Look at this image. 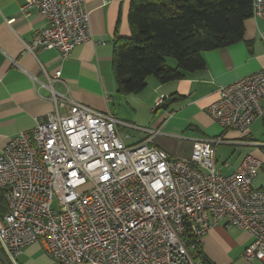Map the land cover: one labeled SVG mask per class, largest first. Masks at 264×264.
Wrapping results in <instances>:
<instances>
[{
	"label": "built area",
	"instance_id": "built-area-1",
	"mask_svg": "<svg viewBox=\"0 0 264 264\" xmlns=\"http://www.w3.org/2000/svg\"><path fill=\"white\" fill-rule=\"evenodd\" d=\"M22 11L48 23L23 40L26 52L54 50L68 58L92 37L86 0H26ZM252 17L264 18V0H252ZM60 77L48 76L49 87ZM51 99L56 112L0 152L8 207L0 247L12 264L35 243L60 264H203L199 247L223 222L251 235L248 261L264 262V189L253 188L261 161L248 156L224 176L216 165L222 137L201 140L180 158L156 146L160 129L120 121L54 91ZM165 100L158 98L156 108ZM208 112L223 132L246 134L256 119L264 121V69L222 87ZM120 127L146 137L128 144Z\"/></svg>",
	"mask_w": 264,
	"mask_h": 264
},
{
	"label": "crops",
	"instance_id": "crops-1",
	"mask_svg": "<svg viewBox=\"0 0 264 264\" xmlns=\"http://www.w3.org/2000/svg\"><path fill=\"white\" fill-rule=\"evenodd\" d=\"M25 3L0 0V152L13 138L31 132L40 119L56 112L51 99L54 91L120 121L160 129L155 144L172 156L189 158L201 140L222 137L226 143L216 150L221 174H233L251 156L262 162L253 188L264 189V121L256 119L246 134L223 132L208 112L222 87L264 69V18L247 19L244 37L238 43L205 53V70L185 72L183 79L165 84L149 77L142 92L122 95L114 74L113 53L117 44L132 35V0H86L92 37L68 58L54 50L25 51L23 40L48 25L36 11L26 16L22 11ZM171 67L176 68L177 63ZM57 72H61L60 81L50 88L48 76ZM162 96L167 98L161 106L166 113H158L161 108L153 109ZM142 110L156 116L146 117ZM139 133L126 142L145 139L146 133ZM252 241L249 233L223 222L203 239L201 252L208 264H264L246 259L245 251ZM38 245L27 246L25 252L37 251Z\"/></svg>",
	"mask_w": 264,
	"mask_h": 264
},
{
	"label": "trees",
	"instance_id": "trees-1",
	"mask_svg": "<svg viewBox=\"0 0 264 264\" xmlns=\"http://www.w3.org/2000/svg\"><path fill=\"white\" fill-rule=\"evenodd\" d=\"M251 17L252 0H132V35L113 53L118 92L140 93L149 77L165 84L183 79L185 72L205 70L203 55L241 41ZM168 59L177 67H170ZM7 211L0 190V217ZM201 248L196 258L208 264Z\"/></svg>",
	"mask_w": 264,
	"mask_h": 264
},
{
	"label": "rangeland",
	"instance_id": "rangeland-1",
	"mask_svg": "<svg viewBox=\"0 0 264 264\" xmlns=\"http://www.w3.org/2000/svg\"><path fill=\"white\" fill-rule=\"evenodd\" d=\"M168 65L171 67V66H174L176 65V61L174 59H168ZM156 106L153 108L155 109ZM160 112H163V113H166L162 108L159 110L158 113ZM142 115L148 117L149 114H150V111L149 110H142L141 111ZM156 116V113L153 112L152 114H150V116ZM136 124H138L139 122H134ZM133 123V124H134ZM219 125V124H218ZM220 126V125H219ZM221 128V131L223 130V128L220 126ZM224 131V130H223ZM140 130H134V129H124L123 131H121V137L127 141L125 139V135H130L131 137L135 134L137 135H140L141 133ZM39 244V243H38ZM38 250H32V251H28V252H25V249H23V252H22V255L19 257V259H17V263L18 264H53L52 262H54V264H58L57 261L51 259L45 252L44 250L42 249L41 245L39 244L38 245ZM51 261V262H50ZM257 262V261H256ZM60 264V263H59Z\"/></svg>",
	"mask_w": 264,
	"mask_h": 264
},
{
	"label": "water",
	"instance_id": "water-1",
	"mask_svg": "<svg viewBox=\"0 0 264 264\" xmlns=\"http://www.w3.org/2000/svg\"><path fill=\"white\" fill-rule=\"evenodd\" d=\"M171 100H169V103H170ZM0 262L2 264H10V262L7 260V258L1 253L0 251Z\"/></svg>",
	"mask_w": 264,
	"mask_h": 264
}]
</instances>
